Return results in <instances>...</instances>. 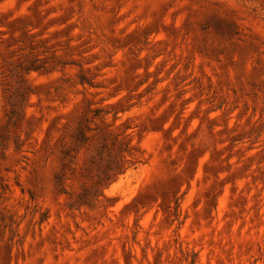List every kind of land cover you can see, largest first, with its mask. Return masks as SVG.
<instances>
[{
	"label": "clouds",
	"instance_id": "1",
	"mask_svg": "<svg viewBox=\"0 0 264 264\" xmlns=\"http://www.w3.org/2000/svg\"><path fill=\"white\" fill-rule=\"evenodd\" d=\"M0 264H264V0H0Z\"/></svg>",
	"mask_w": 264,
	"mask_h": 264
}]
</instances>
